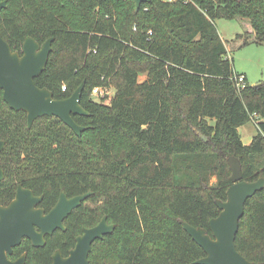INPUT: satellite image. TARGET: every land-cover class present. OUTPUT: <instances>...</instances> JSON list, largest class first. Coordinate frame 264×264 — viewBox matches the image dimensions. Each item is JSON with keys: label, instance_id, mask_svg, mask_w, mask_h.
Instances as JSON below:
<instances>
[{"label": "trees", "instance_id": "1", "mask_svg": "<svg viewBox=\"0 0 264 264\" xmlns=\"http://www.w3.org/2000/svg\"><path fill=\"white\" fill-rule=\"evenodd\" d=\"M220 18L246 28L237 46L264 45V0H148L139 8L136 0H7L0 32L13 50L25 36L53 38L36 84L63 99L85 82L89 114L74 115L81 135L57 116L29 127L27 112L0 88V204L19 185L43 196L46 209L62 192L91 191L53 245L67 252L107 216L115 228L93 244L92 264H194L206 256L182 222L212 234L217 200L233 184L228 156L241 161L245 180L264 176V80L238 87ZM111 83L110 102L93 96ZM252 121L257 133L246 144L239 128ZM236 244L264 264V188L247 201Z\"/></svg>", "mask_w": 264, "mask_h": 264}, {"label": "water", "instance_id": "2", "mask_svg": "<svg viewBox=\"0 0 264 264\" xmlns=\"http://www.w3.org/2000/svg\"><path fill=\"white\" fill-rule=\"evenodd\" d=\"M148 0H136L137 8ZM5 5L0 3V10ZM53 38L40 45L34 38L27 37L24 44V54L13 52L10 44L0 34V88L3 97L15 110L27 112L28 126L43 116L61 118L78 135L85 129L74 119L75 114L88 115L81 104L85 87L83 82L70 97L57 99L48 88L39 87L35 78L46 68L52 51ZM255 85L254 87H257ZM202 136V135H201ZM205 140L207 137L202 136ZM6 142L0 140V155ZM233 184L228 188L226 201L217 200L220 214L209 222L212 234L207 229L196 227L183 221L185 230L206 252V256L194 261V264H263L248 260L237 248L236 238L240 228V220L244 215L246 203L256 192L264 188V177L255 181L243 178L241 161L236 157L230 159ZM4 172L0 167V179ZM77 195L72 198L62 192L58 203L44 214L43 209L36 205L41 197L34 195L32 190L18 188L16 199L7 207H0V264H24L25 258L11 261L8 253L20 244L23 237L30 238L35 245L44 243V234L57 228L64 229V220L72 211L91 194ZM38 226L42 231L35 229ZM114 224L108 223L107 216L95 226L85 228L84 233L77 238V244L68 257L60 252L54 257V264H92L89 254L93 244L111 233Z\"/></svg>", "mask_w": 264, "mask_h": 264}, {"label": "rangeland", "instance_id": "3", "mask_svg": "<svg viewBox=\"0 0 264 264\" xmlns=\"http://www.w3.org/2000/svg\"><path fill=\"white\" fill-rule=\"evenodd\" d=\"M216 26L222 38L228 43L229 57L234 60V67L238 73H246L250 85L255 86L264 80V45L257 43H250L245 46H237L235 43V36L238 33L245 34L246 28L238 20H230L220 18L216 21ZM146 74L140 76V81L146 79ZM110 92L106 102H110L112 96L115 94V86L111 83L108 86ZM95 98L99 99L95 95ZM242 140L249 144L253 136L257 133V124L255 121L249 122L239 128ZM204 136L203 134H200ZM201 136V137H202ZM207 137V136H204ZM203 138V137H202ZM204 139V138H203ZM208 139V137H207ZM236 157L232 154L228 156V163L231 168L230 159ZM237 158V157H236ZM232 176V169H231ZM264 177V176H261ZM260 177V178H261ZM217 180L216 175L212 176L211 183Z\"/></svg>", "mask_w": 264, "mask_h": 264}, {"label": "flooded vegetation", "instance_id": "4", "mask_svg": "<svg viewBox=\"0 0 264 264\" xmlns=\"http://www.w3.org/2000/svg\"><path fill=\"white\" fill-rule=\"evenodd\" d=\"M4 2L5 5L1 8L0 12L5 8L7 7V0H0V3ZM1 34V32H0ZM2 35V34H1ZM3 37V36H2ZM27 37H31V36H25L24 38V41H23V44H22V49L21 50H13V48L11 47L12 51L13 52H17L19 53L21 56L24 54V44H25V41H26V38ZM4 38V37H3ZM33 38V37H32ZM5 39V38H4ZM6 40V39H5ZM48 40V39H47ZM46 40V41H47ZM7 41V40H6ZM8 42V41H7ZM38 42V41H37ZM9 43V42H8ZM40 45H43L45 43V41L43 43H40L38 42ZM10 44V43H9ZM11 46V44H10ZM2 154V153H1ZM1 157V155H0ZM1 167V166H0ZM2 169V167H1ZM3 170V169H2ZM4 172V171H3ZM5 179V173H4V177L3 179H0V182H2L3 180ZM20 186V185H19ZM18 186V188H19ZM22 186V185H21ZM23 187V186H22ZM25 188V187H24ZM28 189V188H27ZM31 190V189H30ZM17 192H18V189H17ZM17 192L15 194V197L10 200L8 203H5V204H0V207H7L11 204V202L16 199V196H17ZM33 192V191H32ZM34 193V192H33ZM35 196L37 197H41V201L36 205V208L37 209H43L44 210V214H48L50 212V210L58 203H57L51 208V209H46L44 207L41 206V202L43 200V196H40V195H36L34 193ZM67 195V194H66ZM61 196V195H60ZM69 197V196H67ZM69 198H72V197H69ZM60 199V198H59ZM82 204V203H81ZM78 208V207H77ZM76 209V208H75ZM74 209V210H75ZM74 210L72 211V213L65 218L64 220V226L65 228L64 229H61V228H57L56 230H54L53 232L51 233H45L44 234V243L42 245H35L33 243V241L28 238V237H23L22 238V241L20 244L16 245L13 247V250L11 253H8V258L11 260V261H17L18 259L20 258H25V263L24 264H54V257L57 255L58 252L61 253V255L63 257H68L70 255V251L72 249H74L76 247V244H77V239H76V236H75V240H76V244H74L73 246H69V249L67 252H63L62 249L60 247H54L53 245V238H55L56 236H54L56 234V231L57 230H62V231H67V221L68 219L70 218V216L73 214ZM102 220V219H101ZM99 223V222H98ZM97 223V224H98ZM96 224V225H97ZM95 226V225H94ZM92 227V226H91ZM86 228H89V227H86ZM35 229L38 231V232H41L42 230L38 227V226H35ZM84 233V229H83V232L80 234L82 235ZM79 235V236H80ZM78 238V237H77ZM69 240H65L63 243L64 245H67ZM28 243V244H27ZM31 245V246H29ZM26 246L28 248H26ZM42 249H46L47 252H41ZM49 255V256H47Z\"/></svg>", "mask_w": 264, "mask_h": 264}, {"label": "built area", "instance_id": "5", "mask_svg": "<svg viewBox=\"0 0 264 264\" xmlns=\"http://www.w3.org/2000/svg\"><path fill=\"white\" fill-rule=\"evenodd\" d=\"M234 80H235V82L239 88H241V89L246 88L247 76L245 73H236L234 75ZM65 89H66V86L63 87V90H65ZM109 94H110V92L108 90V87L99 86V87H95L93 89V95H95L98 98L109 96ZM254 116H257V115L254 114Z\"/></svg>", "mask_w": 264, "mask_h": 264}, {"label": "crops", "instance_id": "6", "mask_svg": "<svg viewBox=\"0 0 264 264\" xmlns=\"http://www.w3.org/2000/svg\"><path fill=\"white\" fill-rule=\"evenodd\" d=\"M222 37V36H221ZM246 74V73H245ZM246 76H247V74H246ZM247 79H248V77H247Z\"/></svg>", "mask_w": 264, "mask_h": 264}]
</instances>
